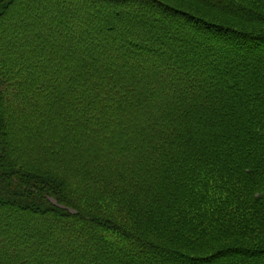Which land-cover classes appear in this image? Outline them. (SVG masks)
<instances>
[{
  "label": "trees",
  "instance_id": "trees-1",
  "mask_svg": "<svg viewBox=\"0 0 264 264\" xmlns=\"http://www.w3.org/2000/svg\"><path fill=\"white\" fill-rule=\"evenodd\" d=\"M0 264H264V0H0Z\"/></svg>",
  "mask_w": 264,
  "mask_h": 264
},
{
  "label": "snow or ice",
  "instance_id": "snow-or-ice-1",
  "mask_svg": "<svg viewBox=\"0 0 264 264\" xmlns=\"http://www.w3.org/2000/svg\"><path fill=\"white\" fill-rule=\"evenodd\" d=\"M162 3H167V0H161Z\"/></svg>",
  "mask_w": 264,
  "mask_h": 264
}]
</instances>
